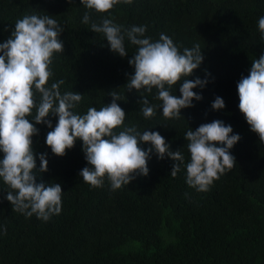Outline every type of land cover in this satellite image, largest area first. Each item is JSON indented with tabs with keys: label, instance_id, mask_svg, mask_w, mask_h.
<instances>
[{
	"label": "trees",
	"instance_id": "trees-1",
	"mask_svg": "<svg viewBox=\"0 0 264 264\" xmlns=\"http://www.w3.org/2000/svg\"><path fill=\"white\" fill-rule=\"evenodd\" d=\"M85 12L88 24L82 22ZM32 14L52 16L64 28L59 37L64 51L53 56L49 86L62 79V94H82L75 109L80 115L111 103L109 93L116 91L126 113L116 131L132 126L158 131L172 151L182 152L184 164L172 177L175 161L167 155L159 159L153 151L147 176L136 175L115 191L107 178L93 188L79 175L89 166L83 142L77 140L65 156H56L46 144L52 129L37 124L39 134L32 137L36 182L61 185L62 210L47 222L12 211L0 180V264H264V143L240 112L237 91L252 60L264 55L258 27L264 0H133L106 13L86 9L82 0H0V43L11 37L18 20ZM105 18L122 31L146 26L144 36L153 42L168 35L181 54L198 44L204 60L188 79L207 80L205 87L193 89L203 99L182 109L179 119H165L157 89L128 91L134 75L129 60L137 46L125 36L128 55L112 52L105 36L91 31L92 23ZM180 84L171 94L181 95ZM142 96L155 106L151 118L141 111ZM217 96L226 105L219 111L212 108ZM34 115L35 109L28 117L32 123ZM47 119L54 128L58 117ZM214 120L231 125L232 134L241 137L230 150L236 165L200 192L186 182L190 154L184 137L190 128ZM140 147L147 150L151 144L141 142ZM40 154H47L49 162L44 173L39 172Z\"/></svg>",
	"mask_w": 264,
	"mask_h": 264
},
{
	"label": "clouds",
	"instance_id": "clouds-1",
	"mask_svg": "<svg viewBox=\"0 0 264 264\" xmlns=\"http://www.w3.org/2000/svg\"><path fill=\"white\" fill-rule=\"evenodd\" d=\"M121 2L130 5L133 0H82V5L88 10L106 13ZM89 21L90 14L85 12L82 22L88 24ZM258 27L264 42V16L259 18ZM63 31L52 16L26 15L15 23L11 37L0 43V152L3 153L0 180L7 186L6 199L11 203L12 211L27 217L35 215L45 222L61 213L63 189L59 183L36 182L37 157L32 137L39 134L37 124H46L52 129L47 133L46 144L56 156H65L77 140L83 142L82 151L89 166L79 175L93 188L102 187L107 178L115 191L129 185L136 175L147 176L148 160L153 151L159 159L167 155L175 161L172 177L184 164L182 152L172 151L158 131L141 132L135 126L116 131L126 118L124 109L117 103L121 98L116 91L109 93L113 97L111 103L99 110L89 107L86 114L80 115L75 109L83 99L82 94L74 91L62 94L60 86L65 83L62 79L49 86L53 56L64 51L59 39ZM91 31L102 33L111 51L121 57L128 55L125 36L137 46L136 54L129 60L134 75L129 77L127 90L151 93L153 88L157 89L156 99L161 101L165 119H179L182 109L194 107L193 100L203 99L193 89L205 87L207 80L188 79L204 60L198 44L192 49L185 48L181 54L168 35L161 34L153 42L144 36L146 26H132L122 31L120 25L108 18L99 24L92 23ZM252 61L250 73L237 84L239 110L251 131L264 143V55ZM177 84H180V96L170 91ZM142 97L141 111L145 119L151 118L155 106L150 105L147 97ZM225 106L219 96L212 103V108L217 111ZM33 109L35 123L28 119ZM49 116L58 117L54 128L52 121L47 119ZM232 133V126L221 120L201 124L186 132L184 138L190 154L186 182L190 187L206 192L215 180L235 167L236 160L230 150L241 137ZM141 142L151 144V147L144 150L140 147ZM39 160V172H47V154H40Z\"/></svg>",
	"mask_w": 264,
	"mask_h": 264
}]
</instances>
